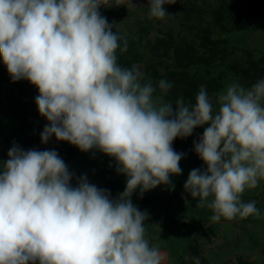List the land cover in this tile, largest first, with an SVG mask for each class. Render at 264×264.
Segmentation results:
<instances>
[{"label":"clouds","instance_id":"9594fccd","mask_svg":"<svg viewBox=\"0 0 264 264\" xmlns=\"http://www.w3.org/2000/svg\"><path fill=\"white\" fill-rule=\"evenodd\" d=\"M173 3L148 0L149 18L169 16L162 6ZM102 6L110 0H0V57L11 82L38 89L35 104L48 122L41 143L54 136L99 151L126 177L112 198L86 174L76 177L57 151L13 143L0 162V264H163L145 238L149 215L131 198L159 185L174 190L170 177L182 173L185 154L173 142L199 127L193 149L206 167L189 172L184 191L212 210L213 222L260 215L241 195L264 180V79L232 83L215 97L201 86L194 102L154 99L138 69L118 65L121 38ZM171 87L158 82L163 94Z\"/></svg>","mask_w":264,"mask_h":264},{"label":"rangeland","instance_id":"374dc122","mask_svg":"<svg viewBox=\"0 0 264 264\" xmlns=\"http://www.w3.org/2000/svg\"><path fill=\"white\" fill-rule=\"evenodd\" d=\"M110 7H101L100 13L113 23V31L121 32L124 37H136L141 26L154 27L155 33L172 32L192 41L196 34L211 26L212 11L220 0H175L173 4H165L167 15L163 19L149 18L148 0H132L134 7H129V0H110ZM233 2L234 0H230ZM263 10L257 18L253 17L252 26L241 32L224 33L215 28V38H226L232 53L229 60L215 69V73L227 71L224 78L225 91L232 83L239 84L235 73L228 71L227 66L236 61H245V51H251L256 61L264 60V0ZM248 4V0H239L240 6ZM144 74V64L135 66ZM264 79V76L263 78ZM10 76L3 63L0 68V162L7 160V153L13 143L27 150L19 142L22 138L17 130L16 118L8 112V81ZM240 85V84H239ZM245 87V86H243ZM247 88V87H245ZM217 92L214 94L220 93ZM35 102V98H34ZM264 104V101H262ZM31 126L43 130L37 116L40 115L36 104L30 107ZM46 120V119H45ZM47 121V120H46ZM48 123V122H47ZM203 131L194 133L189 140L178 148L185 157L180 161L182 173L170 177L175 185L174 190L162 186L156 195L146 204H134L140 211H147L149 219L145 222V238L150 246L157 247L164 254L163 264H238L241 261L249 264H264V180L258 182L254 189H245L241 201H255L259 216L245 219L236 218L227 221L221 218L213 222V212L207 206L196 207L198 200L184 191V183L189 172L195 168H205L203 161L195 154L193 141L202 136ZM59 149L67 155L61 157L76 177L87 175L90 183L98 181L91 175L113 163V159L99 151L81 152L75 146L64 144L51 138L39 150ZM74 150L73 158L68 157V150ZM94 153V154H93ZM75 184V178L73 180ZM187 200V203H186ZM208 234L210 239L205 236ZM199 246L200 254L194 255L193 247Z\"/></svg>","mask_w":264,"mask_h":264},{"label":"trees","instance_id":"16d2710c","mask_svg":"<svg viewBox=\"0 0 264 264\" xmlns=\"http://www.w3.org/2000/svg\"><path fill=\"white\" fill-rule=\"evenodd\" d=\"M114 4V1H110ZM163 8L165 5L162 6ZM263 10V1L248 0L245 6L239 5V0H220L212 11L211 26L202 29L196 34L192 41L172 32H157L153 37L154 27L141 26L136 37H124L121 32H114L121 38L118 43L120 47L116 50L117 63L122 68L129 70L136 68L137 64H144V74L141 83L151 82L156 88L154 99L162 97L164 102H172L183 98L186 102H194L195 96L201 86H205L209 95L214 96L224 88V78L227 71L215 73V69L225 64L232 53L228 47L226 38H215V28H219L224 33L241 32L252 26L253 17L260 16ZM113 24V23H109ZM124 41L127 42V50L121 51ZM245 61H236L227 66V70L235 73L239 79V84L250 88L256 81L264 76V60L256 61L251 51H245ZM2 57H0V68ZM137 69V68H136ZM163 79L172 84L167 94L160 92L158 82ZM9 105L8 112L17 121V130L22 138L19 142L25 148L40 149L43 144L40 141L42 129L31 126L32 115L30 107L35 105L34 98L38 95V89L26 80L18 82L8 81ZM43 128L47 121L40 115L37 116ZM203 131V127L194 129L193 134ZM192 134V135H193ZM55 139V137H52ZM177 138L173 142V148L178 152V148L189 140ZM64 144L65 142H60ZM60 157L67 154L57 148ZM74 150H68V157L73 158ZM115 161L102 169L95 171L91 177L98 181L92 182L99 188L108 189L112 198L125 189L126 177L117 174L115 171ZM163 185L144 193L140 197L139 190L133 193V204H146L156 195ZM205 236L210 239L207 233ZM194 255L200 254L197 244L193 247ZM238 264H249L241 261Z\"/></svg>","mask_w":264,"mask_h":264}]
</instances>
